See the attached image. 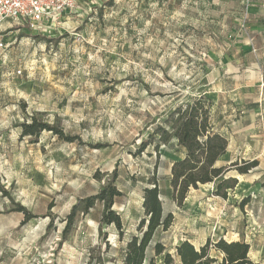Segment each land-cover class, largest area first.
<instances>
[{"label": "rangeland", "instance_id": "374dc122", "mask_svg": "<svg viewBox=\"0 0 264 264\" xmlns=\"http://www.w3.org/2000/svg\"><path fill=\"white\" fill-rule=\"evenodd\" d=\"M252 28L245 0H79L60 24L3 22L0 264H88L100 254L107 264H123L144 214V189L155 180L164 209L175 216L155 241L173 254V264H180L175 247L182 241L200 248L219 238L249 243L252 264H264V158L246 175L233 164L252 160L225 164L227 175H245L248 192L224 201L217 214L210 183L176 203L170 169L182 152L175 139L158 151L151 137L169 109L203 95L213 104L215 131L234 134L245 156L258 151L264 87L255 84L264 74V47L248 46ZM33 115L79 138L21 135L19 124ZM113 178L122 192L114 209L123 238L114 225L101 224L104 206L97 202L89 213L77 212L65 239L73 206ZM18 204L34 217L27 220ZM147 254L164 264L153 248ZM211 256L223 264L215 247Z\"/></svg>", "mask_w": 264, "mask_h": 264}, {"label": "trees", "instance_id": "16d2710c", "mask_svg": "<svg viewBox=\"0 0 264 264\" xmlns=\"http://www.w3.org/2000/svg\"><path fill=\"white\" fill-rule=\"evenodd\" d=\"M114 0H109L112 3ZM212 102L206 96H199L188 100L185 104L175 106L162 115L163 122L158 123L151 134L155 147L170 145L175 139L177 148L185 155L176 159L171 166L170 181L172 194L179 206L184 204L192 188L200 185L214 183L212 193L224 199L228 198L230 189H234L238 179L227 175L229 169L218 166L217 160L226 153L228 139L221 133L215 131L211 121ZM21 135L37 137L44 131H54L62 140L73 142L79 136H71L57 126L51 125L35 115L30 120L19 124ZM176 144V143H175ZM146 143L143 144L144 149ZM259 164L258 160L245 162L243 165L234 163L240 173H248ZM115 177V176H114ZM1 191L5 192L0 185ZM122 195L120 189L115 185V178L103 186L96 194L81 198L72 208L68 216L65 229L66 239L78 211L87 214L97 202L103 203L104 209L101 224L114 225L120 239L124 236V221L121 215L114 209L116 199ZM248 203V198H243L241 205ZM143 217L134 233L128 240L123 256V264H158L155 257H148L149 248L155 250V255H162L164 264H173L175 257L167 250L165 244L155 241L159 231H167L174 222L173 212L165 213L161 188L155 180L152 185L147 186L143 193ZM18 211L26 214V219L34 217L28 209L18 204ZM100 232H103L102 226ZM106 239V232H105ZM107 245V243H106ZM215 247L224 254L223 264H252L249 257L251 246L243 241H227L219 238L217 241L206 243L197 248L191 241L184 240L175 247L176 255L180 264H213L215 258L211 256V249ZM107 251V248L105 252ZM88 264H107L100 254L95 260Z\"/></svg>", "mask_w": 264, "mask_h": 264}, {"label": "built area", "instance_id": "2783aa9c", "mask_svg": "<svg viewBox=\"0 0 264 264\" xmlns=\"http://www.w3.org/2000/svg\"><path fill=\"white\" fill-rule=\"evenodd\" d=\"M78 8L79 0H0V25L11 20L18 25L29 24L40 29L49 23L60 24ZM243 27L247 30L246 25L243 24ZM246 36L247 42L252 43L249 32ZM3 46L4 42L0 38V47ZM17 73L21 74L22 70ZM211 190H214V183L211 184Z\"/></svg>", "mask_w": 264, "mask_h": 264}, {"label": "crops", "instance_id": "0c3cea01", "mask_svg": "<svg viewBox=\"0 0 264 264\" xmlns=\"http://www.w3.org/2000/svg\"><path fill=\"white\" fill-rule=\"evenodd\" d=\"M245 3L247 4V14L249 16V20L251 21V25L253 27L252 28L253 32L256 33L254 35L255 41H253V39H252L251 45H248V46H250V48H253V51L256 52L257 48L254 46L255 44L259 46V49H262L264 47V0H245ZM251 38H253V37L251 36ZM260 38H263V40H262V43L259 44ZM255 85H261L262 87H264V74L261 75L260 83H256ZM262 89L264 90V88H262ZM219 133H221V132H219ZM226 138L228 139V148H227L226 153L223 154L217 160L218 166H225L226 163L233 162L235 160H242V159H244V160H255V159L260 160V159L264 158V144H260L258 151L256 153H254L253 155L245 156L248 154L247 152H245V149H244L245 146H241L235 140L234 134H232V135L230 134L229 137H226ZM175 146L178 147L177 141H176ZM184 155L185 154L182 153L177 158H174L173 161L171 162V166H172V163L176 159L182 158ZM170 171H171V169H170ZM245 175H239V176H233L232 175L233 177H236L238 179V183L234 189L229 190V193H228L229 197L227 199H224L222 197L215 196V195L213 196L212 190H210V192H209L210 195H212L214 197V199H216V200L219 199V200H217L219 202V205H218V207L216 206L214 208V210H213L214 213L218 214V212H221L223 209L224 201L226 202L227 200H230V198H232V197H237V194H240V195L243 194L244 196H246L245 193L248 192V188L246 187V183H245ZM229 176H231V175H229ZM211 184L212 183L209 184L210 187H211ZM204 185H207V184H204ZM164 211H165V213H168L165 209H164Z\"/></svg>", "mask_w": 264, "mask_h": 264}]
</instances>
